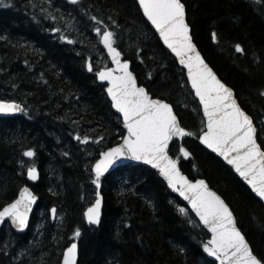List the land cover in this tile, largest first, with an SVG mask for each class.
I'll list each match as a JSON object with an SVG mask.
<instances>
[{
    "label": "trees",
    "instance_id": "trees-1",
    "mask_svg": "<svg viewBox=\"0 0 264 264\" xmlns=\"http://www.w3.org/2000/svg\"><path fill=\"white\" fill-rule=\"evenodd\" d=\"M182 1L194 40L253 117L264 149V0ZM49 13L57 19H45ZM93 15L115 33V44L131 61L139 83L170 102L182 125L197 134L171 145L183 172L192 179L205 178L226 199L254 252L264 257V205L200 144V105L185 71L148 24L137 0H4L0 98L16 100L27 111L0 117V209L26 184L40 201L26 233L4 228L0 264H61L63 251L75 238L78 264H217L203 254L209 233L189 211L188 217L181 215L178 206L186 208L184 204L143 165L121 167L100 180L103 216L96 225L86 223L84 213L98 191L90 166L125 135L106 86L94 73L109 60L93 31L101 26L91 20ZM65 17L71 18V30L64 27ZM236 43L244 53L235 51ZM89 62L94 71L88 70ZM86 135L92 139L82 143ZM96 137L103 139L97 142ZM181 146L189 157L179 153ZM28 148L33 157L23 155ZM32 164L40 174L34 183L27 175ZM76 228L78 237L73 236Z\"/></svg>",
    "mask_w": 264,
    "mask_h": 264
},
{
    "label": "snow or ice",
    "instance_id": "snow-or-ice-1",
    "mask_svg": "<svg viewBox=\"0 0 264 264\" xmlns=\"http://www.w3.org/2000/svg\"><path fill=\"white\" fill-rule=\"evenodd\" d=\"M76 4L77 0H70ZM4 0H0V5ZM6 6V5H5ZM139 9L159 33L164 45L174 53L179 63L187 69V80L191 83L194 94L199 98L206 118V130H202L198 139L223 157L229 165L251 187L257 197L264 201V150L257 143L256 128L253 119L234 98L233 89L226 86L217 74L202 58L197 46L193 43L189 23L186 22L185 4L181 0H138ZM42 12L46 9H41ZM57 17L49 13L45 19ZM111 20V17H109ZM97 25L93 31L100 35L101 43L111 57L114 68H104L96 73L100 81H108L107 95L111 105L122 115V122L127 134L122 136V142L106 151L99 153V159L92 164L93 183L100 187V178L116 163L123 159L144 161L157 169L167 185L178 192L191 205V211L199 218V222L211 233V239L202 244L204 252L215 257L219 264H264V257H257L250 247L249 241L237 226L234 213L228 203L215 191H212L205 180L194 182L185 177L177 167V160L169 156L170 141L174 138L196 136V133L186 132L180 126L173 106L165 99H154L143 86H137V80L129 71V61L121 59L122 53L115 47V33L109 25L91 16ZM116 24L115 20H111ZM59 32V29H51ZM62 40H68L61 35ZM217 33H211V39L217 40ZM2 39V37H0ZM237 53H244L240 43L234 45ZM88 70L92 65L87 64ZM264 96V92L261 93ZM27 111L15 101L0 100V113ZM78 141L81 137H75ZM92 137L84 136L82 143H87ZM102 137H96L97 142ZM179 153L187 158L191 154L183 146ZM25 157L35 155L31 148L23 152ZM65 155H68L65 153ZM28 177L35 181L38 178L34 164L27 169ZM36 196L27 187L19 190V196L0 210V222L11 220L15 227L23 229L28 222V214ZM100 193L96 192L95 203L87 208L84 216L90 224L99 222ZM181 215L188 217V210L178 206ZM57 209H50L55 218ZM188 223H193L189 217ZM79 228L73 232L74 237L80 236ZM62 264H77V243H71L63 251Z\"/></svg>",
    "mask_w": 264,
    "mask_h": 264
},
{
    "label": "water",
    "instance_id": "water-1",
    "mask_svg": "<svg viewBox=\"0 0 264 264\" xmlns=\"http://www.w3.org/2000/svg\"><path fill=\"white\" fill-rule=\"evenodd\" d=\"M137 2H138V0H137ZM181 2L182 3H184L182 0H181ZM185 9H186V5H185ZM141 11H142V9H141ZM142 13H143V11H142ZM145 17V16H144ZM145 19L147 20V18L145 17ZM147 22L150 24V26L153 28V30L156 32V34L158 35V37H159V33L156 31V29H155V27L153 26V25H151V22L150 21H148L147 20ZM186 22H188L189 23V21H188V17H187V9H186ZM189 26H190V34H191V36L193 37V43H195L196 44V46H197V50L200 52V54H201V56H202V58L205 60V62L209 65V67L210 68H212L213 69V71L217 74V76H218V78L219 79H221V81L223 82V83H225L226 84V86H228V87H231L230 85H228L220 76H219V74L216 72V70L211 66V64L208 62V60L205 58V56H204V54L202 53V51L200 50V48H199V46L197 45V43H196V41L194 40V36H193V32H192V27H191V25H190V23H189ZM159 39H160V37H159ZM160 41H161V43L163 44V46L171 53V50L170 49H168L167 48V46L166 45H164V43H163V41L160 39ZM102 44V43H101ZM115 47H116V45H114ZM102 47L104 48V50H105V53L107 54V56L109 57V60H110V66H108V67H104V68H114L115 67V65L113 64V62H112V60H111V57H110V55L108 54V51H107V49L105 48V46L102 44ZM118 48V47H117ZM118 50L120 51V49L118 48ZM122 53V52H121ZM173 56H174V58H175V55H174V53H171ZM121 59L123 60V59H125V57H124V55H123V53H122V56H121ZM176 59V61H177V63H178V65L181 67V68H183L184 69V71H185V73H186V76H187V69L183 66V65H181L180 63H179V60L177 59V58H175ZM129 61V71H131L132 73H133V75H134V77L136 78V80H137V86H143V85H140V83H139V81H138V78H137V76H136V74H135V72L132 70V63H131V61L130 60H128ZM104 68H101V69H99L97 72H99L100 70H102V69H104ZM96 72V73H97ZM97 76V75H96ZM97 80L100 82V83H102V84H104V85H106V89L108 88V86H109V82L108 81H100L99 79H98V77H97ZM189 85H190V87H191V83L189 82ZM145 89H146V91H148L147 90V88L145 87V86H143ZM232 88V87H231ZM192 89V88H191ZM233 89V88H232ZM193 92H194V90H192ZM150 94V93H149ZM195 95V94H194ZM233 95H234V98L237 100V103L241 106V104H240V102H239V100H238V98H237V96H236V92H235V90L233 89ZM150 96L152 97V98H154V99H157L156 97H153L152 96V94H150ZM196 97V96H195ZM110 98V97H109ZM160 99V98H159ZM196 99L198 100V102H199V98L198 97H196ZM0 100H2V99H0ZM110 100H111V98H110ZM166 101V100H165ZM16 102V101H15ZM167 102V101H166ZM17 103V102H16ZM167 103H169V102H167ZM171 104V103H170ZM172 105V104H171ZM173 106V105H172ZM200 107H201V111H202V115H203V108H202V105H200ZM241 108L244 110V108L241 106ZM117 113H118V111L115 109V108H113ZM173 110H174V113L177 115V113H176V111H175V109H174V107H173ZM248 115H250L246 110H244ZM19 114V112H14V113H0V117H13V116H16V115H18ZM119 114V113H118ZM120 116H121V118H122V115L121 114H119ZM250 117L253 119V117L250 115ZM177 118H178V120H179V122H180V126L181 127H183L182 126V123H181V120H180V118H179V116L177 115ZM203 118H204V122H205V129L204 130H206V118L203 116ZM122 120H123V118H122ZM253 122H254V119H253ZM254 127L256 128V137H257V143L258 144H260V142L258 141V136H257V126H256V124H255V122H254ZM123 128L125 129V127H124V125H123ZM185 130H186V132H189L186 128H185ZM127 134V130L125 129V135ZM182 138H184V137H177V138H174V140L175 139H182ZM122 142V141H121ZM120 142V143H121ZM199 142H200V144L204 147V148H206L208 151H210L211 153H213L215 156H217L219 159H221L227 166H229L232 170H233V172H234V174L251 190V187L247 184V181H245L242 177H240L239 176V174L235 171V169L231 166V165H229L228 163H227V161L226 160H224L223 159V157L222 156H220L218 153H216V152H214L213 150H211V149H208L207 148V146L206 145H204L200 140H199ZM172 143H173V141H170V147H171V145H172ZM262 150H263V148H262ZM106 151V150H105ZM169 156L172 158V159H174L173 158V156L170 154V151H169ZM176 160V159H175ZM126 165H144V166H146V167H148V168H150V169H152L153 171H155L156 172V174L167 184V181L161 176V175H159V172H158V170L157 169H155V168H153V166L152 165H149V164H147L146 162H144V161H135V160H131V159H123V160H121L120 162H118V163H116L113 167H110V169H109V171L108 172H106L103 176H105V175H107V174H109V173H111V172H113V171H115L116 169H118V168H120V167H122V166H126ZM177 167H178V169L180 170V172L185 176V177H187L189 180H191V181H195L196 179H203V180H205V182L207 183V185L209 186V188L212 190V191H215L219 196H221V198L222 199H224L225 200V202L226 203H228L227 201H226V199L218 192V191H216L214 188H212L211 186H210V184H209V182L205 179V178H196V179H192V178H190L187 174H185L184 172H183V170L181 169V166H180V163H179V161L177 160ZM38 176H39V173H38ZM102 176V177H103ZM101 177V178H102ZM28 179H29V181L30 182H35V181H33V180H31L29 177H28ZM168 186V185H167ZM24 187H27V188H29V190L33 193V195H35L36 196V200L33 202V204H32V207H31V210L29 211V214H28V222H27V224H26V226L23 228V229H20V228H17V227H15V225H13L12 224V222H11V220L10 219H8V218H5L6 219V222H0V234H1V232H2V230L4 229V226L7 224V223H9V225H10V227L16 232V233H18V234H24V233H26L28 230H29V227H30V224H31V221H32V217H33V215H34V213H35V210H36V208H37V205H38V203H39V201H40V197H39V195L38 194H36L35 192H34V190H33V188L31 187V186H29V185H25ZM169 187V186H168ZM170 188V187H169ZM171 190H173L172 188H170ZM174 191V193L177 195V197L189 208V210L191 211V205H190V203L187 201V200H185L182 196H180V194L178 193V192H176L175 190H173ZM252 192V191H251ZM99 193H100V199H101V204H100V207H99V222L101 221V219H102V216H103V207H104V198H103V195L101 194V192L99 191ZM252 194L257 198V199H259L258 197H257V195L254 193V192H252ZM19 196V194L17 195V197ZM16 197V198H17ZM15 198V199H16ZM260 200V199H259ZM261 201V200H260ZM12 202V201H11ZM10 202V203H11ZM262 203H263V205H264V201H261ZM95 203V202H94ZM93 203V204H94ZM92 204V205H93ZM229 204V203H228ZM91 205V206H92ZM90 206V207H91ZM230 206V205H229ZM230 208H231V206H230ZM3 209V207L0 209V210H2ZM231 210H232V208H231ZM233 211V210H232ZM191 213L195 216V218L199 221V218L198 217H196V215H195V213L194 212H192L191 211ZM233 213H234V211H233ZM234 217H235V219H236V221H237V218H236V215H235V213H234ZM85 219H86V222L88 223V224H90L89 223V221L87 220V218L85 217ZM98 222V223H99ZM98 223H95V224H98ZM200 223V222H199ZM201 224V223H200ZM202 225V224H201ZM203 226V225H202ZM237 226L240 228V226L238 225V223H237ZM204 227V226H203ZM207 231H208V229L206 228V227H204ZM241 229V228H240ZM242 231V230H241ZM209 232V231H208ZM242 233L244 234V232L242 231ZM209 234H210V238L208 239V240H210L211 239V233L209 232ZM245 235V234H244ZM245 237H246V235H245ZM246 239H247V237H246ZM207 240V241H208ZM248 240V239H247ZM75 243H77V264H78V262H79V242L78 241H74ZM74 242H72V243H74ZM250 243V242H249ZM69 247V246H68ZM250 247H251V244H250ZM252 248V247H251ZM254 252V251H253ZM203 254L205 255V256H207L208 258H210V259H212V260H214L217 264H219V261L215 258V257H212V256H210L208 253H206V252H204V250H203ZM255 254V253H254ZM256 255V254H255ZM258 257V256H257ZM259 258V257H258ZM62 260H63V257H62ZM61 264H62V261H61Z\"/></svg>",
    "mask_w": 264,
    "mask_h": 264
},
{
    "label": "rangeland",
    "instance_id": "rangeland-1",
    "mask_svg": "<svg viewBox=\"0 0 264 264\" xmlns=\"http://www.w3.org/2000/svg\"><path fill=\"white\" fill-rule=\"evenodd\" d=\"M65 20H67V18H64ZM65 28H67V30H71V18H69V20H67L66 24L64 25ZM66 31V29H64ZM101 44V43H100ZM44 213V212H43ZM41 223V220L39 221V224ZM3 244H4V240H3Z\"/></svg>",
    "mask_w": 264,
    "mask_h": 264
}]
</instances>
